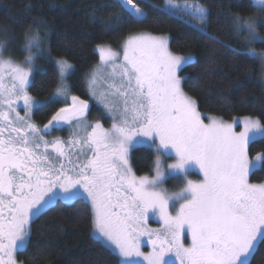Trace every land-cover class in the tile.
Returning a JSON list of instances; mask_svg holds the SVG:
<instances>
[{
  "label": "snow or ice",
  "instance_id": "snow-or-ice-1",
  "mask_svg": "<svg viewBox=\"0 0 264 264\" xmlns=\"http://www.w3.org/2000/svg\"><path fill=\"white\" fill-rule=\"evenodd\" d=\"M118 4L129 22L147 19L137 0H118ZM253 4L264 14V0ZM160 11L187 16L196 21L198 31L208 34L203 5L169 3ZM232 24L247 44L264 43L258 30V24L264 26V15L232 16ZM42 43L39 32H26L24 61L0 55V105L8 109L0 110L4 122L0 126V264H17L16 254L27 247L31 222L57 200L81 198L90 202L94 233L112 248L119 264H251L264 243V183H250L249 174L264 168V153L250 157L249 146L257 137L264 138V120L245 117L229 123L209 116L205 123L197 102L182 88L187 77L179 74L194 62L192 55L175 54L165 36L129 34L121 46L120 63V53L110 46H96L101 65L111 69L110 90L101 94L105 110L118 113L111 129L99 122L87 125L91 132L70 142L72 147L80 146L79 162L69 159L70 168L64 163L57 167L54 159L70 155L63 147L68 142L45 140L42 130L26 119L28 112L63 103L44 129L74 121L79 125L86 119L89 101L71 94L66 77L73 65L64 58L55 61L56 91L43 102L29 94L34 52H44ZM243 54L264 62V51L247 47ZM5 75L11 79L10 87L4 85ZM101 76L94 71L87 81L93 97ZM19 101L25 116L16 112L12 120L10 112H15L13 105ZM239 124L242 130L236 131ZM145 142L157 153L156 174L151 178L137 176L129 162L130 150ZM49 146L56 157L48 152ZM161 157L175 159L166 165L173 173L187 177L198 169L201 179H186L181 191L173 194L158 189L165 174ZM154 215L163 222L162 231L148 227ZM144 236L152 246L147 254L141 251Z\"/></svg>",
  "mask_w": 264,
  "mask_h": 264
},
{
  "label": "trees",
  "instance_id": "trees-1",
  "mask_svg": "<svg viewBox=\"0 0 264 264\" xmlns=\"http://www.w3.org/2000/svg\"><path fill=\"white\" fill-rule=\"evenodd\" d=\"M164 1L137 0L147 19L134 23L128 21L118 0H0V42L6 43L7 55L20 59L24 56L25 33L39 32L44 36L45 53L36 56L38 66L28 92L46 101L59 81L55 61L64 58L73 65L66 77L71 94L87 100L86 75L98 60L97 45L115 48L135 32L166 34L171 51L194 58L179 74L187 77L182 88L197 102L200 112L223 119L253 116L264 120L261 62L243 54L232 24V16L258 14L252 0H185L207 9L208 34L182 16L160 11ZM258 28L264 36V26ZM253 48L264 50V43L254 42ZM62 105L36 108L33 118L43 123ZM97 111L91 104L89 113ZM155 153L146 145L130 150L129 162L135 174L151 173ZM256 153H264V138L250 144L249 155ZM249 180L264 182V168L253 170ZM16 260L21 264H119L115 252L93 235L92 210L82 198L67 203L57 200L35 218L27 247L17 252ZM251 264H264V243Z\"/></svg>",
  "mask_w": 264,
  "mask_h": 264
},
{
  "label": "rangeland",
  "instance_id": "rangeland-1",
  "mask_svg": "<svg viewBox=\"0 0 264 264\" xmlns=\"http://www.w3.org/2000/svg\"><path fill=\"white\" fill-rule=\"evenodd\" d=\"M252 2H253V0H252ZM169 3L170 4H174V5H183V4H186V3L187 4H191L193 2L185 1V0H181V1L165 0L164 1V5L169 4ZM262 15H264V14H262L260 11H258V14H255L254 16H250V17H247V18H244V19H248V18H252V17H261ZM182 17L185 18V20L187 22L189 21L193 25L196 26V21L190 20V18L187 17V16H182ZM258 26H259V24H258ZM258 30H259V28H258ZM259 32H260V30H259ZM138 33H140V32H135V33H132V34H138ZM145 33H148V32H145ZM149 34H152V33H149ZM234 34H235V37L238 39V41L241 43V45L244 47V49L247 48V47L253 48V43L254 42L251 43V44H247V42L245 41L243 35H238L236 33V31H234ZM260 34H261V32H260ZM152 35L165 36V37L168 38V36L166 34H152ZM40 36H41L42 41H43L44 40V36L42 34H40ZM123 42H124V40L120 43V45L116 46L115 48L110 46L113 49V51H116V52L120 53V60H118L117 63H120L122 61V47L121 46H122ZM2 43H3V48H2V50H0V55H2V57L4 59H8L10 57L11 59H13L17 63H20V62L24 61V58L28 54L26 51H24V56L22 58L15 59L12 55L10 56V55H7L5 53V50L7 49V46H6L5 42H2ZM41 46L44 49V44L43 43H42ZM95 50H96V52L98 54V60L94 64V67L86 75V87H87V91H88V99L87 100L89 101L90 105L94 104V106L98 110L95 114L86 113L85 114L86 115V119H85L83 124H79L78 125L77 122L74 121L72 124H64V125H62L61 127H58V128L49 127L46 130L44 129V125H46L48 122L45 123V124L44 123L43 124L42 123L39 124V123L34 122V120L31 117L32 110L35 107L30 112H28V115L26 117V119H28L30 123L35 124L37 127H39L42 130L40 135H43L45 140L52 141V140H54L56 138H59V139L65 141V142H68V143H65V145L63 147L65 149V152L67 154H70V155H66L65 157H61L59 159H54L53 162L57 165V167H59L60 163H64L66 167L70 168L71 165L68 163L69 159H71L73 162H79L78 161V156H79V147L80 146L76 145L75 147H72L70 142L75 140V139H80V140L84 139L87 136V134L91 132V127H87V125H93L94 126L95 123L99 122L105 129H111L112 124L114 122L113 116L114 115L118 116V113H110L107 110H105L104 105L101 102V94L107 93L110 90L108 85L110 83H112V79L107 76V73L110 72L111 69H110V67L105 68L103 65H101L99 52L97 51L96 48H95ZM260 51H264V50H258L257 52H260ZM43 53H45V50H44ZM43 53H35L34 52L35 59H34V70H33V72L37 69V66H38L36 56H38L40 54H43ZM175 54H177V53H175ZM178 55H185L186 56V55H189V54H178ZM260 62H261V76L260 77H261L262 82L264 83V62H262L261 59H260ZM94 71H100L102 73V76L99 79L98 84L96 86L97 95L95 97L90 95V90H89L88 84H87V81L91 78V74ZM31 76H30V79H31ZM58 83H59V81H58ZM4 85H5V87H10L11 86V79L7 75L4 76ZM55 91H56V89L54 90V92ZM31 96L35 100H39L36 97H34L33 95H31ZM109 99H115V98L109 97ZM39 101H41V100H39ZM122 107H123V105L120 104V108L121 109H122ZM13 108H15V112H10V119H12V120L15 119L16 112H18L20 114V116H22V117L25 116V110L23 108V101H19L18 104H14ZM0 110L8 111V109H7V107L5 105H0ZM200 113H201L202 118L204 119L205 123L209 122L208 119H207L209 116L220 118V117L212 115V114H207V113H204V112H200ZM245 117H251L253 119H256V117H253V116H235V117L230 118V119H223V118L222 119L225 122H229L230 123V122H232V120L234 118L237 119V120H242ZM116 122H118V120ZM3 124H4V122L1 121L0 125H3ZM242 127H243L242 124L237 125L236 131H241ZM137 145L150 146V147H152L154 149V151H156L154 146H152L150 143H147V142L140 143V144H137ZM41 151H43V146L41 147ZM48 152L53 157H56V155H57L55 153V151L51 148V146H49ZM256 154L250 155V157H255ZM88 155H91V152H89ZM79 159L82 160L83 157L81 156V157H79ZM156 159H157V153H155L154 165H153V168L151 170V173H149V174L146 173V174H142V175H137L136 174V175L137 176H148L149 178L155 176V174H156V165H155ZM161 159L163 160V166L162 167L164 169L165 174L162 177V182L158 184V189L164 190L168 194H173V193H177V192L181 191V189L185 185L186 179H191V180H194V181L201 179V176L198 174V169H193L187 175V177H185L181 173H178V172L177 173H173L171 170H168L166 168L167 164H171V163L175 162L174 158H169L167 160H164L163 157H161ZM171 177H172V179H171ZM249 182L252 183V184H262V183H264V182H252L250 180H249ZM88 203L90 205V202H88ZM90 207H91V205H90ZM170 211H171V209H170ZM148 227L150 229H153V230L162 231L163 230V222L160 220L158 215H154V216H151V218L149 219ZM93 235H95L97 238H99L98 234L94 233V225H93ZM99 239L101 240L102 238H99ZM141 241H142V243H141V251L146 253V254L150 253L152 251V246H151L150 243H148V237L147 236L141 237ZM109 248H111V247H109ZM172 259L175 260V257L173 256ZM17 264H21V263L19 261H17ZM144 264H147V262H144ZM176 264H178V262H176Z\"/></svg>",
  "mask_w": 264,
  "mask_h": 264
},
{
  "label": "flooded vegetation",
  "instance_id": "flooded-vegetation-1",
  "mask_svg": "<svg viewBox=\"0 0 264 264\" xmlns=\"http://www.w3.org/2000/svg\"><path fill=\"white\" fill-rule=\"evenodd\" d=\"M35 97V96H34ZM37 98V97H36ZM37 99H39V100H41L42 102L44 101V99H40V98H37ZM65 105H62L61 107H64ZM90 107H91V105H90V103H89V110L87 111V113H89V111H90ZM36 108H34L33 110H32V114H31V117H32V119L34 120V118H33V112H34V110H35ZM54 114V113H53ZM52 114V115H53ZM50 119H51V117H50ZM50 119H48L47 121H45V122H43L44 124L45 123H47ZM2 120H0V122H1ZM34 122H36V123H39V124H41L42 122H39V121H36V120H34ZM42 123V124H43ZM64 125V124H63ZM0 126H2V125H0ZM51 127V126H50Z\"/></svg>",
  "mask_w": 264,
  "mask_h": 264
},
{
  "label": "water",
  "instance_id": "water-1",
  "mask_svg": "<svg viewBox=\"0 0 264 264\" xmlns=\"http://www.w3.org/2000/svg\"><path fill=\"white\" fill-rule=\"evenodd\" d=\"M57 110H58V109H57ZM57 110H56V111H57Z\"/></svg>",
  "mask_w": 264,
  "mask_h": 264
}]
</instances>
